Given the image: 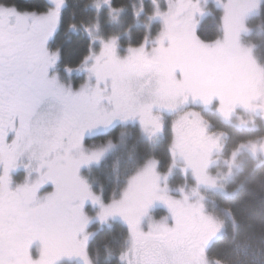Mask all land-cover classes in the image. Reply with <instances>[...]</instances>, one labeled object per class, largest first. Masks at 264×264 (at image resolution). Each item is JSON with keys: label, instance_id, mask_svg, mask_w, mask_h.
I'll return each mask as SVG.
<instances>
[{"label": "snow or ice", "instance_id": "obj_1", "mask_svg": "<svg viewBox=\"0 0 264 264\" xmlns=\"http://www.w3.org/2000/svg\"><path fill=\"white\" fill-rule=\"evenodd\" d=\"M52 2L55 7L40 16L0 4V264H58L65 256H78L90 264L86 228L91 218L84 212L89 199L100 203L98 215L102 222L120 216L128 224L135 264H205V245L223 228V223L207 215L202 203H189L187 195L183 201L169 196L167 188L160 186L155 161L131 178L121 199L105 205L79 175L83 164L99 161L103 155L87 153L84 136L89 130L110 126L116 119L136 118L149 136H154L163 125L153 109L174 110L181 97L183 102L191 97L205 104L219 99V110L225 118L237 105L251 107L257 80L264 79V70L254 62H245L239 36L244 30L245 16L258 7V0L244 4L230 0L225 5L223 40L205 42L197 35L195 16L198 12L203 14V9L192 0L187 3L181 0V7L175 12L157 10L155 15L163 17L165 31L159 38V47L153 50L154 55H149L144 45L130 46L129 55L121 59L116 54V38L111 41L101 38L102 49L87 69L96 77V86L89 89L85 85L76 92L65 89L56 77H49V69L55 65L59 53L49 52L46 44L59 23L65 0ZM104 2L111 4V0ZM96 6L100 7L99 0ZM184 12H187L184 19H178ZM95 27L98 30L99 25ZM86 30L92 33L91 27ZM90 59L93 56L85 57L84 63ZM231 65L242 69V86L223 79L221 69ZM177 70L181 79L176 77ZM146 73L157 76L158 88L151 102L138 106L128 81ZM109 79L111 94L105 95L106 89L100 83L106 84ZM105 100L111 108L105 105ZM46 102L58 106V114H44L34 121ZM190 116L197 118L192 123L201 140L199 158H194L181 134ZM174 128L177 137L173 155L178 153L185 160L198 183L215 187L216 180L208 175L207 166L217 141L207 134L199 114H186ZM25 155L38 162L35 169L38 178L13 189L10 173ZM26 167L31 169V164ZM48 182L54 185V191L40 197L41 186ZM194 194L198 195V190L194 189ZM156 201L168 206L174 224H153L145 232L141 228L142 218ZM35 240L42 244L38 259L30 252ZM121 259L128 260L126 256ZM128 264L134 262L128 260Z\"/></svg>", "mask_w": 264, "mask_h": 264}, {"label": "rangeland", "instance_id": "obj_2", "mask_svg": "<svg viewBox=\"0 0 264 264\" xmlns=\"http://www.w3.org/2000/svg\"><path fill=\"white\" fill-rule=\"evenodd\" d=\"M52 1V0H51ZM85 7L89 10L87 14L91 16L94 14L96 22H91V19H87L84 23L86 28L91 27L92 33L90 34L87 31L88 35H91V44L89 47L88 56H93V59L87 61V64L84 63L85 57L82 58L80 65L77 67H71L72 76L67 72H61L62 76H57V74L52 73L54 66L49 69V77H56L60 84L64 86L65 89H70L73 92L79 91L83 86L88 85L89 89L95 88L96 86V77L91 75L87 70L94 63V56L98 55L102 49L101 38L103 41H111L113 38H116L117 48L116 54L121 58H125L129 55V47L123 48L121 45V36L113 32L111 35H106L102 31L101 28L95 27L99 25L98 21L101 18L102 11L106 12L108 16L107 19L109 23L116 28V26L121 22L122 15L124 10L122 11H112V9H117L113 7V4L105 3L104 0H99L100 7L97 8L96 3L97 0H84ZM145 0H142L140 4L135 6V14H136V23L138 25L143 26L146 29L147 36L145 37L143 43L141 45L145 46V50L149 53V55H154L153 50L159 47V38L161 34L165 31V22L162 16H157L155 13L159 10L161 13H166L171 9L173 12L177 11L181 7V0H148L150 3L151 9L148 10L144 5ZM187 3V0H184ZM230 0H192V3H198L200 8L203 9V14L199 12L195 16L196 21V29L200 25L201 21L208 15L212 13L210 9V5L218 8L220 10V30H221V38L224 39L225 36V23H224V15H225V5L228 4ZM248 0H238V3L244 4L247 3ZM262 0H258V7L249 12L244 18V30L240 32L239 43L243 49V55L245 58V62H254L256 66L260 69L264 70V67L259 62L258 58L255 54V47L252 46L251 43L247 41V37L249 36L250 30L248 28V21L254 16L258 15L260 11ZM119 10V9H117ZM100 12V13H99ZM138 13V14H137ZM37 15V14H36ZM187 15V12L182 13L178 19L183 20ZM38 16V15H37ZM92 17V16H91ZM33 22V18L30 16L28 19V23L31 24ZM155 24L160 26V31L156 37L150 35V32ZM72 28V27H71ZM75 29L72 28L71 31ZM118 29V31H120ZM95 37V39H94ZM165 46H167L168 41H164ZM139 45V46H141ZM134 46V47H139ZM49 52L50 49H49ZM53 53V52H51ZM61 71V70H60ZM221 71L224 73L223 79L226 81H231L233 84L238 86H242L244 80L242 79V69L235 65L226 66ZM78 75V76H77ZM91 75V79H89ZM77 76L78 85L75 87L73 81L69 80V77ZM177 79L182 78V74L179 70L176 72ZM157 76L154 73H146L144 75L133 76L128 81V85L131 89L133 97L139 102V104H145L151 102L155 98V91L158 88ZM100 87L102 89H106L105 95L111 94V80L109 79L107 83H100ZM256 95L254 98L250 100L251 107L245 108L243 106L237 105L235 109L231 112L228 118H225L223 113L219 110L220 101L219 99H214L212 103L205 104L202 100H193L189 97L187 102H183V98H179L177 100V107L174 110L171 109H161L159 107L154 108L153 112L158 114L161 117V123L163 125L162 130L156 132L154 136H149V134L142 127L139 118L136 119H128L127 121H123L120 119H116L113 123L108 127H98L92 130H89L85 133L83 146L84 150L91 154L92 152H102L103 155L99 159V161H92L88 164H83L80 167L79 175L82 179H84L91 188V191L100 197H103L101 192H96L93 183L91 181V173L95 166L101 163L106 157H108L112 152L117 148V144L113 141H108L104 144L100 145H91L88 147L85 145V140L87 138L96 137L98 135H104L109 133L116 126L122 125H137L142 133V137L149 141V143L158 147V144L164 140H169V158L165 159L160 156L151 157L135 174V176L141 172L145 166L151 162L155 161L156 171L160 174V186L161 188H167V194L177 200L183 201L185 195L189 198V203L196 204L202 203L204 205V211L207 215L214 217L217 221L221 222L216 214L211 212L217 205L216 194L228 195L227 185L232 180L236 170L239 168L237 162V156L242 151H248L255 157L259 156L264 161V138L259 140H253L249 143H242L238 147H234L231 150L226 149V141L225 135L226 132L219 126V123H224L227 125H232L237 130H250L255 129L256 117L260 115L262 109L264 108V79H258L256 83ZM105 105L111 108V105H108L107 100L104 101ZM189 113H198L200 119L203 121V126L207 129V134L211 135L214 140L217 141L216 147L213 148L210 162L207 166V173L209 176L213 177L216 180V186L212 187L206 183H198L197 178L193 172L191 167H187L185 160L177 153L175 156L173 155V145L174 141L177 137V131L174 128V125L177 121L181 120L186 114ZM48 114L49 116H54L58 114V106H53V102H46L41 108L38 110L37 115L33 118L34 121L39 120L41 115ZM195 116H190L188 121L185 122L183 129L181 130V134L186 138L188 144L190 145L194 158H199V155L202 151L200 147V136L198 134L197 127L192 123L196 121ZM13 137L10 135L9 139L11 140ZM253 145H255V150L253 149ZM261 160V161H262ZM31 164V169L26 167V165ZM38 166V162L35 160H29L28 155H25L21 158L18 167L11 171V179H12V188L15 189L18 185L24 184L25 182H34L39 173L35 171ZM185 167H187V171H185ZM0 174H2V169H0ZM43 189L40 188L38 195L40 197L45 196L47 193L54 191V187L51 182L44 184ZM43 186V185H42ZM126 186L125 190L128 188ZM194 189L198 190V195L194 194ZM43 190V191H42ZM124 190V192H125ZM183 190V191H182ZM124 192L118 196L112 198L113 200H119L122 198ZM232 193H230L231 195ZM201 197L203 199L201 200ZM102 201V199H101ZM103 202V201H102ZM110 202V203H111ZM105 205L110 204L103 202ZM159 209H164L167 214L162 217H158L156 215V211ZM101 211L100 203H93L91 199L87 200L84 204V212L90 217V221L86 228V233L90 234V228L92 225L102 226L107 224L110 221H120L126 225L129 232V249L124 254L128 258V260H132L135 264L136 254L133 252V241L130 234L128 224L120 217H109L107 221L102 222L99 219V213ZM218 217V218H217ZM162 222H166L168 225L174 224V218L172 216L171 211L168 206L161 202L156 201L149 209L146 215L143 216L141 221V228L143 231L148 232L151 229L153 224H159ZM221 230L213 236L209 242L205 245V253H204V261L205 264H218L214 261H211L207 257V249L210 242H214L215 238L219 236ZM83 239V235L80 237ZM218 238V237H217ZM213 240V241H212ZM88 242L87 241V255L90 264H94L90 259L88 253ZM155 243V242H153ZM42 250V244L40 240H35L30 248V252L34 259H38L40 257ZM185 255L188 254L187 250L182 249ZM128 260H124L126 264H128ZM65 262H76L79 264H85V260L78 256L73 257H63L58 264H63Z\"/></svg>", "mask_w": 264, "mask_h": 264}, {"label": "trees", "instance_id": "obj_3", "mask_svg": "<svg viewBox=\"0 0 264 264\" xmlns=\"http://www.w3.org/2000/svg\"><path fill=\"white\" fill-rule=\"evenodd\" d=\"M113 7L123 9L121 22L115 27L109 23L106 12L102 11L99 28L106 35L116 32L121 36L123 48L139 46L147 36L146 29L136 23L135 6L142 0H111ZM84 0H67L62 13L61 30L52 42L47 43L53 53H59L61 64L77 67L89 52V35L73 33L72 25L79 29L87 19L96 22L94 14H87ZM5 6H15L21 13L42 15L51 7L50 0H0ZM145 8L151 9L148 0ZM212 13L206 16L196 29L197 35L205 42L220 40V10L210 5ZM118 31V29H120ZM250 30L247 41L255 47V54L264 67V0L258 15L248 21ZM160 26L155 24L150 35L156 37ZM76 87L78 79H72ZM226 132V149L264 138V108L256 117L255 129L237 130L232 125L219 123ZM108 141L117 148L91 173L96 192H101L102 201L110 203L112 198L122 194L138 170L154 156L169 158V140L164 139L158 147L142 137L137 125L116 126L109 133L87 138L85 145H100ZM239 168L227 185L228 195L216 194L217 205L211 210L223 223L221 235L207 249V257L220 264H264V161L248 151L237 156ZM262 160V161H261ZM164 209L156 211L158 217L165 216ZM88 253L94 264H126L121 259L129 249V232L120 221H110L102 226L92 225L88 236ZM63 264H79L65 262Z\"/></svg>", "mask_w": 264, "mask_h": 264}, {"label": "flooded vegetation", "instance_id": "obj_4", "mask_svg": "<svg viewBox=\"0 0 264 264\" xmlns=\"http://www.w3.org/2000/svg\"><path fill=\"white\" fill-rule=\"evenodd\" d=\"M50 2H51V7H50V9L51 8H54L55 7V5L53 4V2L50 0ZM67 8V0H65V4H64V6H63V8H62V11H61V16H60V20H59V23H58V25L56 26V29H55V31L53 32V34L48 38V40H47V43L49 42V40H50V42H52L53 41V39L55 38V36L60 32V30H61V20H62V13L64 12V10ZM23 13H28V12H23ZM46 13V12H45ZM100 13V12H99ZM38 15V14H37ZM43 15V14H42ZM38 16H40V15H38ZM73 28V27H72ZM71 28V29H72ZM73 33H76V34H83V36L85 37V36H87L88 34H87V30H86V27L84 26V23L82 24V25H80V27H79V29H78V27L76 28L75 27V29H74V31H72ZM89 44H91V39H92V37H91V35H89ZM46 47H47V49H48V51H49V48L51 47V46H49L48 44H46ZM56 68V70H54L52 73H56L57 74V76H62V73L61 72H63V74H64V72H67L68 74H70V72L72 71V68H71V71H69V68L70 67H68V66H64L63 64H61V62H60V59L58 58L57 60H56V63H55V65H54V69ZM61 70V71H60ZM71 76H72V73L70 74ZM78 76V75H77ZM77 76H73V77H69L68 79L69 80H71V81H73L72 79H78L79 77H77ZM52 184V183H51ZM45 185H43V186H41V189H43V187H44ZM52 186L54 187V185L52 184ZM43 191V190H42ZM221 232H222V229H221ZM219 235H221V233L219 234ZM218 238H219V236H217ZM215 238V241L216 240H218V238ZM213 241V240H212ZM214 241V242H215ZM213 242H210V244H209V246L212 244ZM208 246V247H209ZM217 263V262H216ZM218 264H220V263H218Z\"/></svg>", "mask_w": 264, "mask_h": 264}]
</instances>
